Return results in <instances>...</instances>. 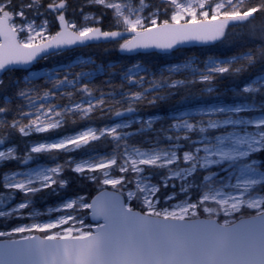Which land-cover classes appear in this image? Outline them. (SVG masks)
<instances>
[{
    "label": "snow or ice",
    "instance_id": "obj_1",
    "mask_svg": "<svg viewBox=\"0 0 264 264\" xmlns=\"http://www.w3.org/2000/svg\"><path fill=\"white\" fill-rule=\"evenodd\" d=\"M256 14L264 0H0V168L18 165L0 171V264H264ZM93 45L126 60L69 55ZM191 45L222 54L175 59Z\"/></svg>",
    "mask_w": 264,
    "mask_h": 264
},
{
    "label": "trees",
    "instance_id": "obj_2",
    "mask_svg": "<svg viewBox=\"0 0 264 264\" xmlns=\"http://www.w3.org/2000/svg\"><path fill=\"white\" fill-rule=\"evenodd\" d=\"M70 2L73 4V6H76L77 4H79L81 2V0H70ZM154 2H159V0H154ZM253 2H256V0H253ZM257 15V20L256 23L260 24L262 22V20H264V18H261L259 16V14ZM236 31H240V29H237ZM105 49H109L110 51H105ZM227 49L225 48V51ZM85 54V55H92L94 58H97L100 61H103L105 63L108 62H116V63H120L126 60V57L123 56L121 53H119L118 51H116L114 49V47L112 45H101V46H96L93 45L90 48L87 49H81V50H77L76 53H72V54ZM206 54H222L220 52V50L218 49H208L207 51L204 49L203 46L201 45H194V46H189L188 48H186L182 53L177 54V56L175 57L176 60H182L185 56H198L201 59H204ZM57 59H61V58H57ZM45 66V62H41L40 65H37L38 68L40 67H44ZM49 66L50 63H49ZM106 79V77H105ZM247 79V76L242 77L241 80H245ZM119 81L117 80V83ZM97 83L99 84L100 81L98 80ZM230 84L229 81H224L221 83L220 87L221 90H224L226 87H228ZM168 111V106H165L163 108H148V107H144L142 112L140 113L142 116H147V115H154V114H166ZM98 123H103V121H98ZM78 127V126H77ZM76 127V128H77ZM75 128L73 127H69L68 131L74 130ZM43 136V135H41ZM46 158H41L40 162H45ZM18 167V165L13 162L7 165L6 168H0V171H6L7 169L11 168V169H16ZM47 203L48 204H54L55 203V197H49L47 198ZM41 208L44 207V204L39 205Z\"/></svg>",
    "mask_w": 264,
    "mask_h": 264
},
{
    "label": "rangeland",
    "instance_id": "obj_3",
    "mask_svg": "<svg viewBox=\"0 0 264 264\" xmlns=\"http://www.w3.org/2000/svg\"><path fill=\"white\" fill-rule=\"evenodd\" d=\"M69 55L72 57H75V56L80 55V54L77 53V54H69ZM147 116H150V115H147ZM147 116H145V117H147ZM79 127H83V125H79L77 128H75L74 130H71V131L79 130ZM71 131H69V132H71ZM40 135H47V134H40ZM61 159H63V157H61ZM45 162H47V159L45 160ZM41 163H44V162H41Z\"/></svg>",
    "mask_w": 264,
    "mask_h": 264
},
{
    "label": "water",
    "instance_id": "obj_4",
    "mask_svg": "<svg viewBox=\"0 0 264 264\" xmlns=\"http://www.w3.org/2000/svg\"><path fill=\"white\" fill-rule=\"evenodd\" d=\"M191 46H194V45H191Z\"/></svg>",
    "mask_w": 264,
    "mask_h": 264
}]
</instances>
